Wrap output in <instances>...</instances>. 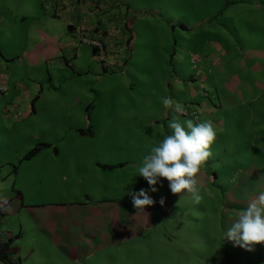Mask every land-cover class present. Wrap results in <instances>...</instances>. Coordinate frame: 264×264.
I'll use <instances>...</instances> for the list:
<instances>
[{
    "label": "crops",
    "instance_id": "0c3cea01",
    "mask_svg": "<svg viewBox=\"0 0 264 264\" xmlns=\"http://www.w3.org/2000/svg\"><path fill=\"white\" fill-rule=\"evenodd\" d=\"M126 8L125 0H0V69L6 68V74L0 70V85L7 88L0 90V197L7 201H0V244L9 241L7 261L0 260V264H153L160 251L173 248L171 237L177 239V230L182 234L190 229L195 232H189L186 248L196 247L201 260L209 264H225V260L232 264L242 255L252 263V258L258 256L255 248L259 247L264 260V244L248 251L223 239L236 214L247 207L251 198L264 192L263 165L252 163L244 171L238 162L234 164L229 179L235 184L231 183L226 192L221 188L222 196H218L216 180L221 176L207 162L201 174L202 200L196 207L190 194H173L167 179L161 178L153 192L138 168L144 156L163 139H159V133L157 140L145 136L144 141L136 136L137 141L113 138L121 137L113 134L116 128L111 124L112 117L118 122L122 112L136 114L118 108L105 110L100 136L95 134L98 125H93L90 118L71 127L81 139L71 141L69 156L65 151L60 155L57 145L53 154H47L48 145L24 157L31 148L47 142L30 123L38 117L36 105L42 99L49 94L58 97L60 81L77 76L95 85L93 76H99V82L101 73L113 75L111 72L124 69L131 40ZM227 30V40L216 32V39L206 43V48L216 53L208 59L212 58L219 75L229 74L227 78L207 74L201 67L204 75L199 80V75L176 72L172 81L183 89L178 98L188 96L181 103L187 115L192 109L198 113L196 119L212 121L214 111L221 108L225 118H229V111L235 118L234 123L230 120L231 125L222 118L219 125L222 140L217 143L223 153L220 163L224 162V147H231L228 160L240 155L242 137L247 141L244 153L251 158L249 161L258 162L257 157L264 155V40L259 41L262 49L260 43L258 48L251 43L244 49L245 44L235 45L236 37L232 40V32ZM86 38L104 44L103 57L97 56L98 49ZM84 45L89 46L87 50ZM250 47L256 49L251 51ZM218 54L223 58L219 60ZM251 54L256 58L248 66L246 60ZM226 55H230L229 64L223 60ZM56 62L65 72L49 75L50 69L44 64ZM41 63L47 75L35 72ZM28 69H32L29 74L21 72ZM117 72L115 76L123 75ZM162 97L157 113L144 115L149 129L164 127L171 120L169 113L163 116ZM91 106L89 117L96 112V106ZM240 109L248 111L242 126L238 123ZM143 126L139 123L136 132ZM225 133L230 136L224 137ZM64 145L61 143L62 149ZM141 189L155 201L145 207V213L137 212L132 203L131 194ZM162 197L164 205L159 203ZM209 204L213 210H209ZM13 218V224L9 223ZM179 241L184 242V238ZM159 244L166 248L161 249Z\"/></svg>",
    "mask_w": 264,
    "mask_h": 264
},
{
    "label": "rangeland",
    "instance_id": "374dc122",
    "mask_svg": "<svg viewBox=\"0 0 264 264\" xmlns=\"http://www.w3.org/2000/svg\"><path fill=\"white\" fill-rule=\"evenodd\" d=\"M125 2L127 3L125 10L127 22L133 19L134 23L131 21L129 23L131 40L126 53L127 58L124 69H118V72H111L113 75L101 73L103 74H100L102 81L99 82L97 80L99 76H93L95 77V85L92 83L87 84L86 78L77 76L65 77L57 87L59 89L58 97L53 98L49 94L36 105L38 117L30 124L41 135V139L47 141L45 143H49L50 146L45 147L47 154H53L54 145H57L59 146L60 155L65 151V156H69L71 141L75 138L81 139V137L75 136V133L71 131V127L81 125L83 123L82 119L90 118V122H93V125H98L95 134L100 136L102 134V121L106 119L103 116L105 110L114 108L124 112L128 110L131 113L136 112V116L134 114L125 115L121 111L122 115L118 122L115 121L113 116L111 124L116 128V130H113V134H118L121 137L113 136V138L131 141L143 139L144 141L145 136V139L157 140L156 134L159 133V139L161 140L166 135L171 134V129L168 127L169 122L167 121L164 127L157 129L156 126H152L149 129L144 115L148 112H152L154 115L157 113L156 108H158L161 96H171L180 103L187 99L188 96H185L184 100L178 98V93L183 89H180V86L172 81L174 73L177 72L178 74L192 75L194 77L199 75V80L204 75L201 70V67H203L205 73L212 74L219 79L229 76L227 73L219 75L218 69L214 67V62L212 63V58L208 59V57H211L212 52L216 55L215 51L206 48L208 41L212 42V39H216V32H221L225 38L224 32L228 29L227 31L232 32L229 35L230 38L234 40L236 37L235 45L243 46L245 44L244 49H247L246 47L250 46L251 43H254L257 48L261 44L259 48H263V44L259 41L260 39L264 40V0H125ZM222 35H220L222 42L228 44L225 41L226 38L224 39ZM231 46L234 47V45ZM84 47L87 50L89 46L84 45ZM256 47L253 49L255 50ZM249 49L253 51L251 47ZM243 54H246V51ZM217 57L219 60L223 58V56L220 58L219 54ZM229 57L230 55H226L223 59L227 64L230 63ZM255 58L253 54L249 55L246 64L251 66ZM261 58L263 59L262 55ZM82 59L84 58L82 57ZM43 64H38L35 72L47 75V70L43 68ZM44 66L50 69L49 75L52 76H59V73L65 72L64 68L58 67L59 62L53 65L44 64ZM67 68L71 71L73 70L71 67ZM2 69L4 70L3 73L6 74V68L3 67ZM234 70L235 68L229 70L228 73L231 74ZM31 71L32 69H28V71L21 72L29 74ZM1 72L0 76L3 75ZM115 72L119 73L117 75H123L120 77L115 76ZM70 76L73 75L70 73ZM176 87H178L177 90L175 89ZM184 90L188 93L186 89ZM61 91L64 92L61 93ZM169 93L170 95H168ZM77 97L80 98L79 101H77ZM89 105L96 106V112L92 113V117H89L90 108L92 107L89 108ZM85 108L87 110H84ZM167 111L168 109H164V117L166 114L168 116V113L171 119L173 115H179L173 111ZM222 111L219 108L211 116L217 137L211 147L213 155L208 161V167L216 170L218 175L221 176L220 179L216 180L218 196H222L221 188L226 192L231 188V183L235 184V180L229 179V175L234 173V164L237 162L241 167L240 169L244 168V171H248L252 163L255 166H264V155L253 158L257 157L259 159V161L257 160L258 162L249 161L251 158L248 157L247 153H244L247 152V145L245 144L247 141H245L244 137L240 138L238 147V150L241 151L240 155L231 157L228 160L226 155L231 147H224V162L220 163L223 153L221 152L222 146L218 147L217 143L222 140V135L219 136L221 134L219 125L222 122V118H224L226 125L227 123L231 125V121L232 123L236 122L235 118H232L230 111L227 112L229 118H225ZM187 113L188 115H179V119H183V121L192 119L197 122L195 119L198 117V113L195 110L191 109ZM23 116L24 114H22V118ZM247 117L248 111L240 109L238 123L242 126ZM39 123L41 124L40 126ZM139 123L144 126L142 131L136 132L135 129H137L136 127L139 126ZM87 127L88 123L84 125L85 129ZM90 129L94 130L93 127ZM240 132L243 131L240 130ZM225 136L229 137L230 135L225 133ZM88 139L90 140V138ZM63 142H65L64 149L61 146ZM214 152H217L215 156ZM260 161L263 162L260 163ZM196 205L197 203H194V207ZM209 210H213L210 204ZM14 219L9 220V223L13 224ZM192 231L195 232L193 229L189 230V232ZM189 232L181 234L177 230L175 233L178 236L177 239L173 236L171 237L173 248L169 252L160 251L157 260L155 259L153 264H209L210 262L207 263L205 260H201L198 256L199 250L196 247L190 250L186 248L189 246L187 240L191 237ZM179 238H184V242L179 241ZM159 245L161 249L166 248L162 244ZM202 246L203 244H197V247ZM260 250V247L255 248L259 257L252 258V263L251 260L246 261L242 255L238 261L234 260L232 264L262 263L264 260H262L263 255H260Z\"/></svg>",
    "mask_w": 264,
    "mask_h": 264
},
{
    "label": "clouds",
    "instance_id": "9594fccd",
    "mask_svg": "<svg viewBox=\"0 0 264 264\" xmlns=\"http://www.w3.org/2000/svg\"><path fill=\"white\" fill-rule=\"evenodd\" d=\"M161 102L165 109L186 115L184 106L171 97H162ZM179 115H173L168 123L171 134L166 135L144 156L138 173L148 182L151 191H157V183L164 178L169 182L173 194H179L180 197L190 194L193 202L199 204L203 188L201 174L213 155L211 147L217 132L210 119H198L195 123L192 119L181 122ZM131 195L137 212L145 213L146 206L155 204L154 199L143 189ZM0 201L7 203L3 197H0ZM159 203L164 205L165 199L162 197ZM224 238L248 251H253L256 245L264 244V192L251 198L247 207L236 214Z\"/></svg>",
    "mask_w": 264,
    "mask_h": 264
},
{
    "label": "trees",
    "instance_id": "16d2710c",
    "mask_svg": "<svg viewBox=\"0 0 264 264\" xmlns=\"http://www.w3.org/2000/svg\"><path fill=\"white\" fill-rule=\"evenodd\" d=\"M130 41V39H129ZM49 144L46 143H41L33 148H31L25 155L24 157H30L34 154H36L39 150H41L43 147L48 146ZM8 250H9V241L4 242L0 244V260L7 261L8 258Z\"/></svg>",
    "mask_w": 264,
    "mask_h": 264
},
{
    "label": "built area",
    "instance_id": "2783aa9c",
    "mask_svg": "<svg viewBox=\"0 0 264 264\" xmlns=\"http://www.w3.org/2000/svg\"><path fill=\"white\" fill-rule=\"evenodd\" d=\"M86 41L88 42V43H90L91 45H93V46H95L97 49H98V53H97V56L98 57H103V55H104V44L103 43H101L99 40H97V39H87L86 38ZM7 88H6V86L5 85H0V90H2V91H5Z\"/></svg>",
    "mask_w": 264,
    "mask_h": 264
}]
</instances>
